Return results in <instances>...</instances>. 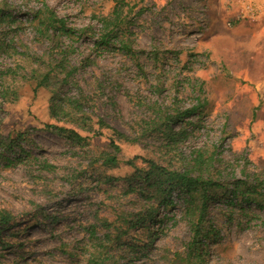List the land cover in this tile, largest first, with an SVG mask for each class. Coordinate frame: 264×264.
Here are the masks:
<instances>
[{"label": "rangeland", "instance_id": "374dc122", "mask_svg": "<svg viewBox=\"0 0 264 264\" xmlns=\"http://www.w3.org/2000/svg\"><path fill=\"white\" fill-rule=\"evenodd\" d=\"M124 1L133 54L96 45L115 0H0V134L23 132L33 152L0 158V210L14 216L0 228V264H189L195 247L204 264H264V208L217 187L207 235L193 245L184 194L165 197L144 178L148 160L184 169L202 149L215 153L212 172L230 189L236 177L264 189V0ZM43 3L75 35L39 34L32 15ZM50 69V86H38ZM78 84L93 99L86 125L50 110L55 93L77 96ZM193 107L173 123L174 139L143 121ZM98 117L135 139L99 129ZM112 139L116 164L103 160Z\"/></svg>", "mask_w": 264, "mask_h": 264}, {"label": "trees", "instance_id": "16d2710c", "mask_svg": "<svg viewBox=\"0 0 264 264\" xmlns=\"http://www.w3.org/2000/svg\"><path fill=\"white\" fill-rule=\"evenodd\" d=\"M116 4L113 10L100 17V33L98 40H96V45L113 47L119 44L121 49L127 54H133L134 49L127 36V17L123 16L124 0H115ZM32 21L36 24L37 31L43 36H57V35H67L72 37L75 35V30L68 25L67 20L64 17L59 16L53 8H51L47 3L38 8L32 15ZM52 69L46 72L40 73L42 76L38 81L37 85H47L50 86V79L52 76ZM71 70L67 71L65 79H68ZM69 81V79H68ZM79 93L78 95L62 97L56 94L51 98L50 110L55 117H60L61 115H68L72 121L78 122V124L86 125V113L85 105L93 99L89 95L84 94L83 88L78 84ZM5 93H8L6 91ZM58 99V100H57ZM196 108H189L181 112L173 113H158L150 120H143L147 123L146 127L150 126L151 130L160 129L169 135L170 138L174 139L177 135L176 130L173 128V123L180 120L184 115L194 113ZM90 118L88 117V120ZM96 123L100 128L108 127L117 134V136L125 139H135L130 137L128 134L114 128L110 123H108L104 118L98 117ZM46 127L53 130L57 135L70 140L71 142L86 146L90 143V136L83 135L78 130L57 125V124H46ZM23 132H18L15 137L4 136L0 134V147H5L4 150L0 149V158L5 159L8 162L13 160L21 159L22 154L26 157L32 156L33 152L26 150L21 146V140L23 139ZM115 151L113 154L104 156V163L116 164L118 163L117 150L119 146L111 140ZM16 147L19 149L17 150ZM19 151V153H17ZM6 152L11 154H17L13 157H9ZM215 153L207 155L202 149L196 151L195 156H193V162L188 161V167L184 169H169L167 167L161 166L158 163L148 160L147 170L145 171L144 178L147 180L150 187L156 192H160L163 196L167 197L173 191V189L178 188L185 196L184 211L188 217V223L190 224V230L192 231L193 245L197 242L198 238L207 235L206 226V214L208 211V206L211 198L218 193L217 187L222 188V193H227L228 191L232 193L233 197H243L248 203H255L258 207L264 208V189L262 191L258 190L259 183L252 184L247 180L236 177L233 181L229 182L233 184V189H230L227 184H224L215 176V172H212L211 163L215 160L213 159ZM132 163L131 160L127 161ZM48 169H55L56 166L51 164H46ZM167 198L163 200L166 201ZM231 202V201H230ZM148 215H152L151 212L139 213L137 214V222L135 224H140L147 219ZM123 217V216H121ZM14 216L8 210H0V228L9 225ZM192 246V244H191ZM106 259L97 256L92 260V264H106ZM188 263L189 264H204L203 255L195 247L193 252L188 253Z\"/></svg>", "mask_w": 264, "mask_h": 264}]
</instances>
